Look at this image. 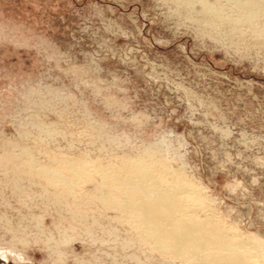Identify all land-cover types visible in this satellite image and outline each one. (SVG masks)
Here are the masks:
<instances>
[{
	"label": "rangeland",
	"instance_id": "rangeland-1",
	"mask_svg": "<svg viewBox=\"0 0 264 264\" xmlns=\"http://www.w3.org/2000/svg\"><path fill=\"white\" fill-rule=\"evenodd\" d=\"M245 8L0 0V264H196L118 203L103 175L132 162L264 264V15Z\"/></svg>",
	"mask_w": 264,
	"mask_h": 264
},
{
	"label": "bare ground",
	"instance_id": "bare-ground-1",
	"mask_svg": "<svg viewBox=\"0 0 264 264\" xmlns=\"http://www.w3.org/2000/svg\"><path fill=\"white\" fill-rule=\"evenodd\" d=\"M242 2L245 13L262 11L264 15V0ZM204 8L214 14L217 11L210 5ZM131 164L130 175L107 174L103 178L122 196L118 203L134 213L141 236L152 240L159 251L193 258L196 264H254L241 255L234 242L209 227L208 222L184 211L176 199L181 190L179 185L174 183L171 189H162L143 165Z\"/></svg>",
	"mask_w": 264,
	"mask_h": 264
}]
</instances>
